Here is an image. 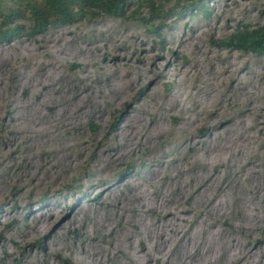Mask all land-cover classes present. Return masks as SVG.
Returning a JSON list of instances; mask_svg holds the SVG:
<instances>
[{
    "label": "rangeland",
    "instance_id": "rangeland-1",
    "mask_svg": "<svg viewBox=\"0 0 264 264\" xmlns=\"http://www.w3.org/2000/svg\"><path fill=\"white\" fill-rule=\"evenodd\" d=\"M200 1L173 0L169 6L185 9L179 16L152 19L140 10L132 18L100 16L61 23L0 42V264H107L106 260L95 261L99 256L103 259L101 252L109 245L110 235H92L87 219L114 227L129 181L136 190L148 184L146 195L157 198L170 211L161 217L155 211L142 210L147 218L136 217L132 226L163 220V233L179 226L177 234L183 242L203 213L196 202L175 195L169 182L189 171H202L194 156L201 165H210L213 154L207 158L210 151H203L207 143L214 144L207 142L212 135L223 141V153L231 156L232 168L213 166L209 178L217 174L219 180V174H224L222 183L228 189L235 186L239 171L244 187H257L259 202L255 223L248 222L239 230L241 211L234 208L222 217H204L206 231L199 237L210 243L209 257H217L213 253L216 238L212 240L211 235L218 234L230 236L233 248L250 250L251 264L257 255L264 260V51L255 54L215 44L238 26H263L264 0H204V8L199 10L194 5ZM135 7L129 6L126 15ZM190 7L193 9H186ZM145 21L154 28L147 30ZM49 69L50 85L36 95L29 94L31 87H22L26 78L31 76L33 83ZM79 79L102 91L105 81L112 87L101 113V105L96 109L90 105L84 111L83 103L89 99H83L86 91L78 92ZM54 81L59 87L53 92ZM66 82L70 88L64 98L61 90ZM72 87L71 101L81 105L80 122L51 127L43 123L57 111L68 115ZM171 96L188 110L165 114L168 106L164 105ZM34 105L39 114L29 116ZM92 112L97 113L92 116ZM157 114L163 130L154 145L134 142L112 163L94 160L97 149L115 138L124 119L137 118V124H144L143 140ZM181 115H188L189 120L187 129L179 132ZM193 144L200 146L189 147ZM76 147H83V156L70 161L73 167H68L65 156L75 157ZM159 149L161 154L156 153ZM156 169L160 180L153 181L150 173ZM225 187L219 191L222 198ZM107 191L115 201L107 195L101 199ZM218 199L215 194L211 204ZM79 205L84 208L76 211ZM168 246L169 242L159 245L158 252L166 254ZM166 263L172 264L170 256Z\"/></svg>",
    "mask_w": 264,
    "mask_h": 264
},
{
    "label": "bare ground",
    "instance_id": "bare-ground-1",
    "mask_svg": "<svg viewBox=\"0 0 264 264\" xmlns=\"http://www.w3.org/2000/svg\"><path fill=\"white\" fill-rule=\"evenodd\" d=\"M37 68L39 69V67ZM50 71L51 70L49 69V71L47 70V72L45 71L41 73V75H43L42 78L35 77L33 80V83H31L32 82L31 76L29 78H26L25 81H23L22 83L23 84L22 87L24 86H26L27 88L31 87L29 90V94L36 95L37 90H40L42 87L46 86L47 84L50 85L48 81L49 79H47L49 77L48 75L50 74ZM79 81H81V83H78V92L82 90L86 91L85 93L86 97H83V99H87V100L89 99L88 103H83L85 105V108L87 107L86 109H84V111L85 112L89 111L90 108L88 106L90 105L93 109L99 108V106L101 105V107L99 108V113H101V109L104 107L103 101L106 100L107 95L111 94L112 87L108 86V83H106L105 81L104 84L106 86L104 87V90L102 91L100 89V86L94 87V86H91L85 83L84 80L79 79ZM16 83L18 82H15L14 85H16ZM35 87H37V89H35ZM58 87H59V84L55 83L53 87H50V90L54 92V90L58 89ZM62 88L63 90H61V96L65 98V94L67 90L70 88V86L67 85V82H66L63 84ZM72 90H74V87L71 88L70 101L72 98L71 96L73 95ZM67 105L70 106L67 116L57 111L56 113L51 115L52 117L47 119V122L44 121L43 123H45L46 125L48 124L49 127L56 126V125L63 126L68 123H71V125L78 124L80 122L79 120L80 113L82 112V110H79V107L81 105L79 103H76V101H71ZM164 106L165 107L168 106L165 114L166 113L169 114L172 112H180V110H184V111L188 110V108L185 107L182 103H179L176 96H171L168 99L166 105ZM62 108L63 110L66 109V105L63 106ZM92 113H93L92 114L93 116L97 112H92ZM28 114L29 116L31 115L38 116L39 113H38L37 105H34L32 108H30ZM178 118L179 119H177L178 120L177 130L180 132L183 129H187L185 125L187 124V121L189 120L188 115H181ZM136 119L137 118L124 119L121 128L118 130V134L116 133L117 135L115 136V138H111L110 142H105L103 144L101 143L102 144L101 147L97 149L98 151L96 152V154L94 153L95 154L94 160L96 162L99 161L101 163H108V162L112 163L113 161H116L118 158H120L126 151H128L132 147V144L134 142L135 143L139 142L141 145H144L143 143L148 144L149 142H151L153 145L155 144V140L158 139V137L162 134V130H163L162 124H160L161 122L157 121L159 120L158 114L153 121L154 127L147 135L143 136L144 137L143 140L141 138H142V134L144 133L142 132L143 130L142 128L144 127V124L143 123L140 125L137 124L138 121ZM134 126L135 128H132ZM186 132H189V131H186ZM218 136H219V133H217V137ZM141 140L142 142H140ZM211 140L212 142L215 141L214 144L211 145L212 143H210V146H209V144L207 143V145L205 146V150L203 151V153L206 150L210 151L206 155L207 158H209L213 154L210 159V162H211L210 165H207V163H203L204 165H201L202 162L197 161L198 157L194 156L192 158L193 161H196L198 163V166L200 165V167H202V171H197L196 173L189 171L188 175H185L184 177L177 176L173 180L171 178V181L169 182V185L171 186L170 189L174 191L175 195H177L178 197L189 198L192 200V202H196L197 206L201 207V211L203 213L202 216L200 215L201 218L198 217L199 219L196 221V225L195 224L192 225L191 232L189 231V233L185 236L183 242L180 239L181 234L180 235H178L179 233L177 234L178 230L180 229L179 226L174 227L173 230H170L166 234L163 233V229H162L163 220H161V222L157 224L156 223L150 224L149 221L144 222L143 225L137 226L138 228H135L134 226H132V224L135 223L134 220L136 217L138 218L146 217V215L142 213V210L155 211V214H159L161 217H164V215L168 214L170 211L168 209H165V206L160 202V200L157 201L156 200L157 198L156 199L155 197L149 198L146 195V192L144 191H145V188L149 186L148 184H143L142 187L136 190V189H132V186L135 183L132 181H129L127 182V184L129 185V189L125 192L123 200L119 204L118 202H115L118 204L119 213L117 215V219L115 221L114 227L112 226V224L102 223L99 219H95V218L87 219V223L89 224L88 228L90 232L92 233V235L94 236L97 234H101L103 236L110 235V238L108 236L109 245L107 246L106 249H103V251L101 252L103 255V259H101L99 256L97 257V260L95 261V263L106 260L107 264L108 262L109 264H111L110 262L112 261L115 262L114 264H117L116 261L120 260L121 263L119 264H139L138 262H140L141 260L142 263L144 264H148L149 261H152L151 264H155L156 261H159L160 264H167L166 259L168 256H170V260L172 264H229V263L230 264H251V262L249 261V255L253 253H251V251L248 249H247L248 251H246L245 249H243V247H240V246L237 248H233L234 241L231 240L230 236L222 237L221 235H218V234L211 235L212 240H213V236L214 238H216L215 239L216 241L214 242L215 248H213L214 255H217L216 258L209 257L211 255H208L207 251L210 250V243L209 242L206 243L207 240L205 239L201 240L199 237L201 235L200 233L206 231V220L204 219V217H208V216L209 217L212 216L213 218L222 217L224 214L231 212V209L233 210L234 208L237 210L238 213L240 211L242 212V213L240 212V214H241V218L243 222H239L237 225V228H240L239 230H241L242 228H246L245 225L248 222H250V225H251V222L256 218L255 209H256L257 203L259 202V200L257 201L258 197L255 195L257 187H254V186L244 187L243 182H242L243 180L242 176L239 175L241 172L239 171H238V175L235 176V180L233 181V185L235 186H230V187L228 186V189H227V186L225 187V183L224 184L222 183L223 182L222 176L224 174L223 175L219 174L220 178L218 177L219 178L218 180L216 179L217 174L214 175L212 172L215 178H213L214 176H212V178H209L210 171H214L213 166L220 165V164H226L231 167V164H232V162H229V159L231 156L223 153V150L225 148V146H222L223 141L222 140L218 141L217 138L215 139V135L210 136L207 139V142H211ZM198 143H199V140H198ZM199 146L200 145H194V144L189 145V147H193V149H197L199 148ZM75 149L77 150V154L75 155V157L69 154L65 156V161H67L68 167L69 166L73 167V164H70V161L78 159L79 156L81 157L83 156L82 155L84 153L82 151L83 147H76ZM156 153L161 154L162 150L159 149ZM206 165L208 168L206 167ZM177 166L178 164L175 165V167ZM240 166L241 165H239L238 168H240ZM177 168L179 169V171H182L180 166H178ZM192 169L193 168H191V170ZM158 172L159 170L156 169L154 173L152 174L150 173V175H153V178H151L153 179V181L160 180L159 176L157 175L159 174ZM141 185H142V182H141ZM224 187H225V191H224L225 195L222 198L223 195H221L219 191L223 192ZM108 192L109 191H107L106 193H103L101 195V199L104 200V197L107 195L108 200L112 202L115 201V198L112 197V195H109ZM95 194L96 193L94 191L93 195ZM215 194L219 196V199L218 201H216V203L211 204V200H213ZM227 202L229 203L227 204ZM83 208L84 206L79 205L76 207V211L83 209ZM124 211H127V213H124ZM170 222H171V216H170ZM253 223H255V221H253ZM173 225L175 224H172V226ZM187 228L189 229V227ZM166 242H169L168 249L165 251L166 254L164 252H158L159 251L158 246L162 244L165 245ZM238 244H241V243H238ZM98 248H99L98 249L99 251L102 250V247H98ZM222 258L225 260L224 261L225 263L220 262ZM252 264H264V260L261 259L260 255H257V258L254 260V262H252Z\"/></svg>",
    "mask_w": 264,
    "mask_h": 264
},
{
    "label": "trees",
    "instance_id": "trees-1",
    "mask_svg": "<svg viewBox=\"0 0 264 264\" xmlns=\"http://www.w3.org/2000/svg\"><path fill=\"white\" fill-rule=\"evenodd\" d=\"M203 2L201 0L194 7L202 10ZM172 3L173 0H0V42L61 23L91 20L100 16L132 18L140 10L152 19L179 16L185 9L177 10L179 5L169 6ZM132 4H136L135 9L131 15H126V9ZM145 25L147 30L154 28L148 21H145ZM215 44L242 52L261 53L264 51V25L256 28L238 26L227 38Z\"/></svg>",
    "mask_w": 264,
    "mask_h": 264
}]
</instances>
